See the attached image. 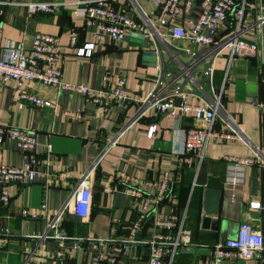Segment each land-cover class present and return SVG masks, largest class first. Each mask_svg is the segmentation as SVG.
<instances>
[{"label": "crops", "instance_id": "crops-1", "mask_svg": "<svg viewBox=\"0 0 264 264\" xmlns=\"http://www.w3.org/2000/svg\"><path fill=\"white\" fill-rule=\"evenodd\" d=\"M4 14L0 19V48L11 40H22L27 51L38 32L59 37L58 64L68 83L104 86L109 75L115 84L127 79L124 91L128 101H117L107 113L99 115L94 101L79 93L56 86L32 83L30 88L52 100L54 106H25L14 103L13 81L0 78V124L28 129L36 133V155L40 159L37 174L27 182H8L10 201L0 204V264H110L96 261L95 256L108 253L109 238H127L134 222L139 223L130 254L114 264H149L150 248L146 241L154 231V219L159 214H176L193 233L196 245L179 251L172 264H212V245L238 235L241 223L250 222L259 228L264 216V168L246 167L244 181L233 187L226 181L225 155H252L264 133V113L258 107L264 99V24L257 38L261 45L257 55H243L231 60L225 51L213 61V86L221 92L223 111L242 129L249 141L211 139L206 156L181 163L178 149L182 147L187 128L200 125L188 113L183 121L156 107L141 112L144 101L153 91L159 70L164 63L152 66L143 60V52L153 49L127 31L124 39L96 42L91 56L78 54L80 46L94 42L93 28L75 12L74 0H65L55 14H29L26 3L54 0H3ZM163 3V0H158ZM130 3V14L145 23L144 14L159 24L162 6L156 0H116L115 6ZM262 0H247L246 21L260 13ZM199 1L190 10H182L179 23L189 28V21L200 11ZM168 17V16H166ZM240 16L231 14L218 36L237 29ZM159 27V26H158ZM76 28L77 45H72L70 33ZM159 38L170 53L189 57L194 49L188 39H174L167 29L159 27ZM211 36L210 31H206ZM256 40V34L246 36ZM153 43V41H152ZM172 60V68L178 70ZM186 81L191 92L187 101L203 103V96L212 100L208 81L194 75ZM190 85V88L189 86ZM170 89H173L171 87ZM80 110L85 119H70L64 109ZM214 123L220 128L224 112ZM156 132L149 136V129ZM49 144L51 147H49ZM28 158L17 142H0V164L20 166ZM88 174L90 200L86 215L74 210L77 184ZM167 179V180H166ZM168 182L166 190L161 186ZM127 188L130 191H127ZM223 191L218 206V236H202L205 189ZM138 194V196H137ZM214 195L208 206L215 205ZM261 201L263 208H250V202ZM59 215V216H58ZM58 217L56 229L48 232L49 224ZM56 233L60 237L56 236ZM223 264H257L255 260H225Z\"/></svg>", "mask_w": 264, "mask_h": 264}, {"label": "built area", "instance_id": "built-area-1", "mask_svg": "<svg viewBox=\"0 0 264 264\" xmlns=\"http://www.w3.org/2000/svg\"><path fill=\"white\" fill-rule=\"evenodd\" d=\"M64 1H30L26 3V6L29 14L32 15L36 13L55 14L64 5ZM128 1L136 3V0ZM196 1H199L200 11L194 19L189 21L190 27L187 28L179 23V14L182 10H190ZM115 2L116 0L73 1L77 15L84 18L86 27L93 28L94 42H87L80 46L79 55L91 56L96 42L106 39L120 42L127 31L143 33L147 37H152L157 43L159 36L163 35L159 27H164L170 37L188 39L193 45H197L196 48L188 50L189 56L198 58L200 59L198 63L205 64L202 72L208 81L211 101L203 96V103L188 102L187 97L191 92L186 87V81L194 80V75L187 76L191 69L189 64L181 66L176 73H173L171 71L172 62H164L158 66L159 74L155 87L140 110V113H143L156 107L159 111L167 112L180 121H183L188 113H193L194 119L200 122V125L189 127L186 130L182 147L177 151L181 163L189 164L194 157H198L200 161L204 159L208 144L213 138L223 141H249L239 125L232 123V117L223 111L221 92L213 86V61L225 51H228L231 60L247 54L257 55L260 52L261 45L257 37L264 24V0L260 6V13L248 21H246L247 0H163V3L156 0L157 5L162 6L159 24L154 23L150 15L146 13L144 14L145 23H142L130 14V3L124 2L115 6ZM4 5L5 2L0 0V19L4 14ZM231 14L240 16L237 29L224 36H218L219 30ZM206 31H210L211 36H208ZM78 33L76 28L71 30L72 45H77ZM249 34H256V40L248 41L246 36ZM58 56L59 37L43 32L34 35L29 52L22 40L8 41L0 48V78L5 82L15 83L14 103L18 108L55 105L52 100L42 97L30 88L32 83L56 86L61 90L84 95L94 101L99 115L107 113L114 102L128 101L131 98L124 91L127 83L125 77H120L115 84H112L111 77L105 75L104 86L101 88L66 82L58 64ZM209 57L212 60L206 62ZM183 76H186V81L179 84L178 81ZM171 87L173 89H170ZM179 99L181 103L177 105ZM258 107L264 113V99L259 100ZM222 111L224 112V123L220 128H215L216 116ZM64 113L70 119H85L84 113L80 110L67 108L64 109ZM156 127V125L150 127V137L156 132ZM6 140L17 142L28 153V158L20 166L0 164V204L10 201L6 184L33 180L40 163L36 155L38 139L34 131L0 124V142ZM49 147H51L50 144ZM223 159L227 164L226 181L228 184L233 187L242 184L246 167L259 165L264 168V133L261 143L255 146L252 155H225ZM87 177L88 174H85L77 184L74 210L81 216L86 215L90 200ZM166 180L161 186L163 191L168 185ZM127 191L130 189L127 188ZM249 206L259 210L263 208L261 201H252ZM57 220L58 217L49 224L47 235L48 232L56 229ZM139 228V223L134 222L129 237L109 238L108 241H111L109 252L97 254L95 260L114 264L120 257L130 254L134 243L138 242L136 234ZM56 236L60 237L58 233ZM146 242L150 248L149 264H172L179 251L196 245L192 231L185 227L184 221L176 214L156 216L152 237ZM211 247L212 264H223L227 259H253L257 264H264V216L261 227L256 228L250 222H243L236 237L225 241L220 240Z\"/></svg>", "mask_w": 264, "mask_h": 264}, {"label": "water", "instance_id": "water-1", "mask_svg": "<svg viewBox=\"0 0 264 264\" xmlns=\"http://www.w3.org/2000/svg\"><path fill=\"white\" fill-rule=\"evenodd\" d=\"M134 37H137L141 39L147 47H152L153 49H147L143 52V60L146 62H149L150 65L156 66L158 65V62L160 61V58L164 60L166 63L176 62V64L180 65L181 60H183L186 64H189V71L187 76L189 75H195L197 74L198 78H202L203 72L202 70L205 68L204 63H198L200 59L195 57H179L178 53H170L167 46L158 38V42L156 43L152 37H147L143 33L134 32L132 34ZM153 41V43H152ZM212 60L211 57L206 59V62H210ZM173 73H176L177 71L172 68L171 70ZM186 81V76H183L178 83L182 84ZM190 88V85H187ZM181 100L179 99L177 101V105H180ZM213 193L214 195V203L215 205L211 207L208 206V197L209 195ZM223 191L221 189H205V202L203 207V213L206 214V216L203 218V224H202V236H210L213 238H216L218 236V216H219V210L218 206L220 203V199L222 196Z\"/></svg>", "mask_w": 264, "mask_h": 264}]
</instances>
